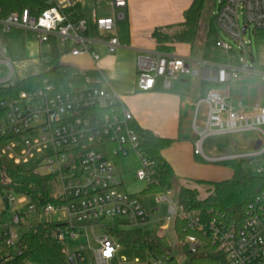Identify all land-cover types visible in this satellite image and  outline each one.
Listing matches in <instances>:
<instances>
[{
  "label": "built area",
  "instance_id": "2783aa9c",
  "mask_svg": "<svg viewBox=\"0 0 264 264\" xmlns=\"http://www.w3.org/2000/svg\"><path fill=\"white\" fill-rule=\"evenodd\" d=\"M43 1L46 8L37 16L24 9L0 17L2 34L23 31L33 34L42 45L52 38L59 46L69 49L67 54L71 57L88 56L93 62L99 60V55L93 51L96 40L104 43L107 54L119 49L116 23L125 19L127 0H110L109 16L92 17L91 24L101 38L87 36L89 24L86 20H68L65 11L81 0ZM212 18L216 29L236 44L235 48L218 39L215 46L226 56L233 52L236 64L215 65L167 54H139L135 62L136 89L149 92L160 86L167 92L179 78L196 77L200 74L199 68L214 67L211 82L218 86L231 84L240 74H256L264 91V72H255V58L244 38L250 29L252 34L255 30H264V0H220ZM6 54L5 46L0 45V61L8 64ZM116 106L119 112L113 110L101 116L93 110ZM132 122V116L121 108L117 95L101 87H79L60 93L53 85L45 84L38 90L21 91L16 97L0 100V141L6 140L0 156L14 165L33 162L41 176L52 177L50 197L56 203L44 206L39 220L41 217V222L52 226L49 237L64 246L68 264H113L114 260H119L121 251L133 250L117 242L108 232L110 227L124 230L156 227L162 233L170 227L173 229L176 219L183 221L186 229L192 232L183 239H178L174 232L177 246L194 250L207 235L228 264H264V191L247 207L243 219L238 222H231L223 215L204 221L200 212L185 211L173 202L172 190L149 196L119 191L121 177L113 163L104 159L102 139L113 145V155L126 156L134 150L140 162L134 172L135 179L146 186L153 182L154 171L138 150L137 135L130 126ZM263 126L264 103H255L245 109L241 103L234 104L221 89H211L195 105L193 155L216 164L261 156L264 154ZM242 132L259 134V143L253 153L222 158H209L204 154L203 144L207 138ZM251 175L264 177V167H256ZM147 197H153V203L143 199ZM3 198L6 209H15V198L17 205L23 207L11 217L7 230L0 232L5 245L13 247L20 237L14 240L16 234L11 228L23 227L21 220L33 214L34 220L25 231L30 229L37 219L36 213L33 206H27L24 196L9 193ZM161 205L165 206L164 212ZM112 220H121V223H108ZM143 251L147 261L135 260L134 264H180L178 256L187 261L182 249L178 253L173 248V257L166 254L156 258Z\"/></svg>",
  "mask_w": 264,
  "mask_h": 264
},
{
  "label": "trees",
  "instance_id": "16d2710c",
  "mask_svg": "<svg viewBox=\"0 0 264 264\" xmlns=\"http://www.w3.org/2000/svg\"><path fill=\"white\" fill-rule=\"evenodd\" d=\"M103 2L105 0H94ZM188 8L183 12V21L177 24L155 28L151 34L155 42V51L161 54H170L177 44L187 45L190 52H194L197 40L200 19L202 16L205 0H189ZM46 5L43 0H0V17H5L11 12L29 10L33 16L39 15ZM68 20L77 21L84 19L88 22L87 36L101 38L91 24L92 17L87 15L78 3L65 11ZM254 39L258 46L264 47V30H255ZM27 33L23 31H11L3 34L6 41V51L12 55V60L23 59L24 38ZM219 39L218 31L213 18L207 25L204 41L201 47V57L205 61L224 63L232 61L235 63L233 52L226 56L215 46ZM44 46L46 51L39 56L41 71L27 78L7 81L0 84V100L16 97L21 91H34L42 88L45 84L53 85L56 92L65 93L79 87L102 86L103 78L97 71H79L76 68L61 64V57L69 49L61 47L55 39H49ZM14 49L19 50L18 56L13 53ZM257 69L264 72V65L256 61ZM202 96L204 97L211 89L218 88V85L211 82H201ZM156 91H162L157 86ZM189 90V77L179 78L167 91L179 96H184ZM164 92V91H163ZM98 116L110 114L113 110L119 112V107L94 108ZM136 132L138 139V150L149 162L154 171L153 182L146 186L141 192L142 195H156L173 190L175 177L171 167L162 158L161 151L169 147L173 140L161 138L149 130L138 127L134 122L130 124ZM103 143L104 159L115 166L118 175L124 176L134 173L140 162L134 150L126 156L113 155V145L107 139ZM6 140L0 141V151L5 146ZM96 148V145H92ZM197 158V157H196ZM198 159V158H197ZM232 172L229 180L208 183L207 197L198 199L195 190L177 189L176 202L185 211H198L202 219L208 221L217 215H223L231 222H238L243 219L247 207L253 200L264 191V177L251 175L248 170L251 166L264 164V154L258 157L241 158L218 163ZM52 177L41 176L33 162L25 165H14L6 157L0 156V198L12 193L17 196H24L27 206H33L36 213V220L30 229L24 231L13 247L5 245L4 238H0V264H27L30 258L37 256L45 261V264H68V256L64 246L49 237L51 225L39 220L41 209L47 204H55L51 199ZM174 232L178 239L192 234L186 229L185 223L176 219L174 221ZM108 232L124 248L133 250H145L152 258L166 255L173 257L172 248L169 246L165 236L157 232L156 227L133 228L121 230L110 227ZM185 254L188 264H228L225 256L216 251L208 236L202 238V244L194 250L181 248Z\"/></svg>",
  "mask_w": 264,
  "mask_h": 264
},
{
  "label": "crops",
  "instance_id": "0c3cea01",
  "mask_svg": "<svg viewBox=\"0 0 264 264\" xmlns=\"http://www.w3.org/2000/svg\"><path fill=\"white\" fill-rule=\"evenodd\" d=\"M91 1L89 4L92 6L95 1ZM79 4L91 17L111 14L108 5V13L104 11L105 14L98 15V11L102 13L99 8L94 7L89 14L86 11L88 7H84L81 1ZM189 4V0H127L123 30H119V22L116 23L120 47L114 54H107L104 43L96 40L93 51L99 55L97 62H93L88 56L71 57L67 53L61 57L60 62L79 71H97L101 74L103 78L101 88L117 95L121 108L132 116L133 122L138 127L149 130L158 137L173 140L169 147L161 151V156L174 173L177 189L186 188L195 190L199 194L202 192L207 194L208 183L226 181L232 176L228 168L205 162L193 155L192 120L196 102L202 98L200 83L211 82L215 74L214 67L199 68L200 74L196 76L198 80L194 84L189 77V90L184 96L156 90L141 92L135 86L137 56L158 53L155 51V42L151 37L153 30L182 22L183 12ZM0 33V45L6 48L1 29ZM192 54L187 45L177 44L174 46V51L167 55L198 62L205 61L201 57V52L199 58H192ZM206 62L215 65L236 64L233 60L224 63ZM3 64L9 65L0 61V65ZM255 67L257 69V65ZM244 76L246 79V74ZM7 81L10 80H0V84ZM242 82L237 79L227 86H218V89L225 92L234 104L241 103L245 109L255 103L263 104L264 91L261 90L260 83L253 94L250 88L246 93V88L241 85Z\"/></svg>",
  "mask_w": 264,
  "mask_h": 264
},
{
  "label": "rangeland",
  "instance_id": "374dc122",
  "mask_svg": "<svg viewBox=\"0 0 264 264\" xmlns=\"http://www.w3.org/2000/svg\"><path fill=\"white\" fill-rule=\"evenodd\" d=\"M109 1L110 0H105L103 2L96 1L95 3H92V6L91 4H89L90 2H92L91 0H81V3L84 7L85 6L88 7L86 8V11L89 14H91L94 7H96V9L99 8L102 11V13L98 11V15L101 14L103 15L105 14L103 13L104 11L105 12L108 11L107 5ZM219 1L220 0H205L192 58L200 57V50L205 38L208 22L212 18V15L217 11L219 6ZM242 24L243 21L242 19H240V25L242 26ZM118 26H119V30H123L124 21H120L118 23ZM217 31H218L219 39L227 43H231L236 48V44H233L231 39H229L220 30ZM244 38L247 42H249L252 56L255 58L256 61H258V63L264 65V47H260L256 44L254 39V34H252L251 29L249 32H247L244 35ZM44 51H46V46L39 44L38 40L35 38L33 34H27L25 38V49H24L23 59L12 60V55H9L7 53L5 55V59L7 60L9 65H4V64L0 65V80L7 79L10 81H16L39 73L41 68L39 56ZM13 53H15V56H18L20 51L14 49ZM247 58L249 64H251L249 60V56ZM255 66H253V68L255 72H257ZM190 78L192 79L193 84L198 80L197 77H190ZM237 79L239 81H243L241 85L244 88H246V93L250 88L252 93L255 94V89L260 83V79L258 76L246 75V79H245L244 74H240V76ZM262 130L264 131V126L262 127ZM258 143H259V134L256 132H242V133L216 135V136H211L205 140L203 144V152L209 158L211 157L222 158V157H230V156L249 155L257 149ZM258 166L264 167V164L251 166L248 172L252 174L253 170ZM120 180H121V185L119 187L120 192L126 193L128 195L142 196L141 192L146 188V184L144 182L136 180L134 173L124 176ZM207 196L208 195L206 193L203 192L201 194L198 193V199H204ZM176 197H177V186H175L174 189L172 190L171 200L175 202ZM143 199H145V201L150 204L153 203V197H147ZM14 204H15L14 208L16 210L13 208L6 209L4 203L2 202V199L0 198V232H5L7 230L6 226L10 224L11 217L15 214V212H19L23 210L22 206L17 205L16 198L14 200ZM164 209L165 206L161 205V210L163 212ZM41 219L42 218L40 217V220ZM33 220H34V215L32 214L29 215L27 218L21 220L23 227L11 228V232L16 234L14 240H17L24 233L25 227L28 226L29 224H32ZM109 222L117 225L121 223V220H112V221H108V223ZM157 232L165 236L167 242L169 243V246L172 249L174 248V251L176 252L178 251V253L181 251L180 249L181 247L175 244L174 230L171 227L166 232L160 233L158 230ZM97 234L98 232L96 233V235ZM118 258L119 260L118 261L114 260L113 264H134L135 260L138 261L139 263H144L147 261V255L144 253L143 250H123L119 253ZM122 259H124L125 262H123ZM178 261L180 264H188L183 257L178 256ZM27 264H45V261L40 257L34 256L30 258Z\"/></svg>",
  "mask_w": 264,
  "mask_h": 264
},
{
  "label": "water",
  "instance_id": "95a60500",
  "mask_svg": "<svg viewBox=\"0 0 264 264\" xmlns=\"http://www.w3.org/2000/svg\"><path fill=\"white\" fill-rule=\"evenodd\" d=\"M243 31H244V30H243ZM257 145H258V144H257ZM5 201H6L5 198H3V202H4V203H5ZM69 262H70V260H69Z\"/></svg>",
  "mask_w": 264,
  "mask_h": 264
}]
</instances>
